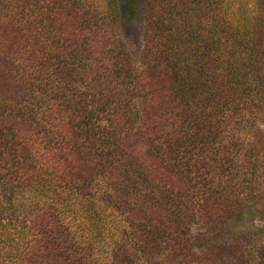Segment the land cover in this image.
I'll use <instances>...</instances> for the list:
<instances>
[{
  "label": "trees",
  "instance_id": "16d2710c",
  "mask_svg": "<svg viewBox=\"0 0 264 264\" xmlns=\"http://www.w3.org/2000/svg\"><path fill=\"white\" fill-rule=\"evenodd\" d=\"M125 3L135 19L138 0ZM121 4L0 0L13 264H256L264 0H142L139 53Z\"/></svg>",
  "mask_w": 264,
  "mask_h": 264
},
{
  "label": "rangeland",
  "instance_id": "374dc122",
  "mask_svg": "<svg viewBox=\"0 0 264 264\" xmlns=\"http://www.w3.org/2000/svg\"><path fill=\"white\" fill-rule=\"evenodd\" d=\"M139 2V11L140 13L135 19H130L128 17V12L126 8L125 0H122L121 11H122V19H121V29L125 39H128L132 45L135 47L138 53L142 50L143 44H140L143 35V7L142 0H138ZM262 129L264 130V123L262 124ZM206 230V226L203 222L199 221L193 225L191 230L192 241L195 242V246H198L196 243V239L199 235L203 234ZM9 237L4 234H0V264H13L16 262L17 256L15 253V242L8 241ZM11 240V239H10ZM197 253H203L206 250V247H196ZM9 256V257H8ZM10 258V259H8ZM262 259H257L256 264H264V255H261Z\"/></svg>",
  "mask_w": 264,
  "mask_h": 264
}]
</instances>
